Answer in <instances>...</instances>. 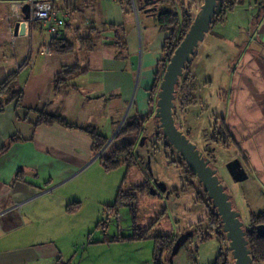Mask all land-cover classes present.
<instances>
[{"label":"crops","instance_id":"obj_1","mask_svg":"<svg viewBox=\"0 0 264 264\" xmlns=\"http://www.w3.org/2000/svg\"><path fill=\"white\" fill-rule=\"evenodd\" d=\"M24 1L0 0V83L15 73L22 92L19 105L0 109V148L18 138L0 153V264H124L131 255L126 242L101 238L96 228L119 187L92 155L83 129L109 141L130 117L152 112V123L150 102L155 107L157 94L150 91L165 55L166 34L152 12L130 11L124 2L53 0L67 14L62 37L74 48L64 55L41 53L51 37L39 24L13 34L10 13ZM250 8L247 30L226 35L224 23L205 34L189 71L193 94H202V106L212 98L218 112L212 116L226 126V149L234 152L229 161L238 159L246 172L240 197H253L259 212L264 211V0ZM109 25L123 28L124 51L107 46L113 42L112 32L104 29ZM92 30L98 32L94 48L83 53L77 40ZM62 66L80 70L54 93L52 82ZM42 111L75 127L35 125ZM89 172L102 180L103 194L82 184L69 186ZM248 180L254 188L246 186ZM75 203V210L67 212V205ZM258 229L264 233V227Z\"/></svg>","mask_w":264,"mask_h":264},{"label":"rangeland","instance_id":"obj_2","mask_svg":"<svg viewBox=\"0 0 264 264\" xmlns=\"http://www.w3.org/2000/svg\"><path fill=\"white\" fill-rule=\"evenodd\" d=\"M255 1L234 0L236 6L233 10L236 11L229 12L226 16L224 28L226 35H235L244 29L247 30L245 26L246 16L252 12L250 5L252 6ZM132 2L134 3L133 0H124L128 10H138L144 14L150 13L148 8L151 6L140 10L139 5H135V3L132 7ZM147 2L150 3V0ZM179 3L185 5L193 21L203 0H178L176 5H180ZM156 8V11H159L169 7L156 6ZM139 18L142 20V15H139ZM201 47L203 45L199 44L196 50L198 51ZM215 81L217 80L215 79ZM187 88L188 85L186 91ZM178 90L173 109L176 127L205 158L210 160V165L216 169L218 179L229 196L233 209L239 213L243 229H249V216L252 213L256 214L257 210L254 208V200H250L253 197L243 198L245 195L240 197L239 183H234L231 180L225 168L234 152L231 147L226 149V146L221 142L219 124L214 123L216 119L212 116H217L216 113H218L213 108L214 100L212 98L207 99L203 107L200 104L202 94H193V91L192 94L195 96L196 103L183 108L181 103L185 93L181 88ZM158 124L156 119H153L152 123L147 122L144 131L137 136L133 147L137 163L135 167L130 169L125 182L122 184L124 194H128L134 187L144 184L148 186V189L155 188V183H162L166 188L164 193L157 190L156 195L137 196L136 225L144 229L151 227L152 235L170 234L173 236V241L182 235H187L179 245L171 263L168 262L169 251L163 255L162 264H213L220 251L226 253L233 263L222 228L217 234L214 233L212 229L215 228L207 220L208 210L206 206L209 205V202L205 199L202 186L198 183L197 178L192 175L186 163L169 146ZM141 137H144L143 145H140ZM89 173V175L70 181L69 186L82 184V187H86L87 190L97 188L100 189L98 193L103 194L105 187L101 182L102 180L97 178L95 174H91L92 172ZM109 174L113 178L114 187H119L125 176V168L120 165ZM246 186L254 188L253 183L249 180L246 181ZM104 212L106 213V211ZM101 221L105 224L104 230H100L101 238L113 239L119 236L129 237L132 235L133 215L129 206L119 207L115 215H103ZM220 233L223 235H219ZM97 236L98 232L96 231L92 237ZM205 236L211 238L202 241L201 239ZM219 236L220 238H218ZM125 246L131 255L130 260L124 264H153V242L151 240L128 241Z\"/></svg>","mask_w":264,"mask_h":264},{"label":"trees","instance_id":"obj_3","mask_svg":"<svg viewBox=\"0 0 264 264\" xmlns=\"http://www.w3.org/2000/svg\"><path fill=\"white\" fill-rule=\"evenodd\" d=\"M53 1V0H52ZM73 1V0H68ZM135 5H139V9L143 10L144 8L150 6L147 1L148 0H133ZM178 0H156V6H168L169 8H165L163 10H159L156 12H152L155 16L156 23L159 29L165 32L166 36L163 43V51L164 58L158 63L156 68V72L154 75V82L152 89L150 91L151 96H155L158 91L159 82L162 78L165 66L168 62V57L172 55L175 48L179 45L185 34L187 33L192 19L190 17L189 11L185 8L183 3H179L180 5H176ZM119 4H123L124 0L116 1ZM236 3L234 0H220L217 5L216 13L213 17L212 23L209 27L208 32L213 30L215 26L224 24L226 21V16L229 12H232ZM34 25V24H32ZM65 27V26H64ZM64 29V28H63ZM104 29H107L113 34V42L107 45L110 48L116 49L118 51L125 50V39L123 34V28L121 26H104ZM95 30H92L88 33L87 36L81 37L77 40V46L82 50L83 53H87L94 48V36L97 34ZM95 34V35H94ZM47 51L56 54V55H64L68 54L74 48V44L70 43L65 39V37L61 38H50V41L47 45ZM195 56V53L191 57V59ZM191 62V60H190ZM190 62L187 63L183 69V74L178 80V84L175 87V99L177 98L178 89H183L185 95L183 102L181 103L182 107H188L194 104L193 97V88L192 77L190 74ZM78 67H67L62 66L60 72L56 75L52 82V90L54 93L59 92L62 88H64L68 84V80L70 76L73 75L76 71H79ZM16 74H9L4 81L0 83V109L4 107V105L9 104L11 102H15V105H19L22 99V92L16 87L15 84ZM182 83V85H181ZM191 83V84H190ZM190 84V85H189ZM181 85V86H180ZM188 85L187 91L186 86ZM183 87V88H182ZM152 98H150L151 100ZM174 99V100H175ZM151 108L152 111L155 109L154 104L151 100ZM152 116V112H150L146 116H134L128 118L123 126L118 131L114 140L125 137L135 135L139 136L145 129V124L148 122L149 118ZM215 124H219V133L221 135V142L226 146L229 135L227 133L226 126L222 122V120H216ZM59 125L65 128H74L75 126L68 125L66 121L59 116L58 114H49L45 111L38 113V118L35 125ZM90 137L92 141L91 152L95 157L101 150L106 146L108 139L99 135L94 129L86 128L83 129ZM18 140L16 137H11L8 139L6 144L0 148V153L5 152L8 147L14 142ZM113 140V141H114ZM134 144H130L126 141H121L119 144L109 147L105 149L101 155L97 158V161L101 165L102 169L105 172H111L117 169L120 165H123L125 168V176L119 186L115 199L111 205L105 207L106 214L109 216L115 215L116 211L121 206H129L131 208V213L133 215V229L132 235L129 237H116L112 241L116 242H131V241H142V240H151L153 242V254L152 261L153 264H162V257L165 253L169 252L174 243L173 236L170 234H151V227L149 228H141L136 225V217H135V209L137 204V196H143L145 194H151V188L148 189L147 185L134 187L128 194L123 193L122 184L125 182L127 175L131 168L136 166L137 157L133 151ZM21 175V171H19L15 175V179H18ZM153 195H156L153 194ZM205 199L209 202L207 208V220L209 224L214 227L212 229L214 233H218L221 230L220 219L216 215L215 209L212 208L210 200L207 198V195L204 194ZM75 204H69L66 207V211L71 213L75 210ZM108 212V213H107ZM259 227H264V211H259L256 214H251L249 216V229H244L246 233L247 247L250 251V256L252 258L253 264H264V233L259 232ZM96 228H100L102 231L105 228V224L103 221L96 225ZM219 235H223L220 233ZM211 238V237H210ZM209 237H203L201 240H208ZM220 238V236L218 237ZM218 240V239H217ZM58 264H69V263H61L58 261ZM213 264H232L226 253L220 251L217 255Z\"/></svg>","mask_w":264,"mask_h":264},{"label":"water","instance_id":"obj_4","mask_svg":"<svg viewBox=\"0 0 264 264\" xmlns=\"http://www.w3.org/2000/svg\"><path fill=\"white\" fill-rule=\"evenodd\" d=\"M155 1L152 0L150 3H146L151 6L148 11L156 12ZM219 2L220 0H203L187 33L168 59L159 82L153 117L158 121V127L169 146L176 151L186 163L192 175L197 178L198 183L210 200L212 208L215 209L216 215L220 219L222 233L228 242V251L233 260L232 264H253L239 213L233 209L229 196L218 179L216 169L211 167L210 160L205 158L196 146L190 143L176 127L173 117L175 87L183 74L185 65L190 62L198 44L203 41L205 34L208 33ZM28 10L29 6L25 4L22 8L24 19L28 17ZM18 30L19 24L15 23L13 34L16 35ZM22 33V28H20L19 34L22 35ZM136 140L135 135L121 137L114 140L110 147L119 144L121 141L134 144ZM143 143L144 137H141L140 145H143ZM225 168L234 183H241L247 179L246 172L238 159L228 161ZM155 185L156 189L151 188V194L157 193V190L161 193L166 192L164 184L155 183ZM186 237L187 235H182L174 241L168 256V262L171 263L179 245Z\"/></svg>","mask_w":264,"mask_h":264},{"label":"built area","instance_id":"obj_5","mask_svg":"<svg viewBox=\"0 0 264 264\" xmlns=\"http://www.w3.org/2000/svg\"><path fill=\"white\" fill-rule=\"evenodd\" d=\"M118 1V0H112ZM27 4L29 6L28 17L26 19L23 18L22 12L19 10L23 8V6ZM132 7L134 3H131ZM19 9V10H18ZM67 14L65 12H60L54 2L52 0H26L22 4H18L17 9H13L10 13V19L12 23L19 24V30L22 28V32L28 26L38 23L41 27L44 28L46 33L51 38H61L63 34V28L65 24V18ZM19 30L17 34H19ZM16 34V35H17ZM47 52V48H43L41 53ZM26 62H32L31 59L26 60ZM118 133V132H117ZM117 133L107 142L106 146L98 153L95 158L97 159L101 153L109 147V145L113 142Z\"/></svg>","mask_w":264,"mask_h":264},{"label":"flooded vegetation","instance_id":"obj_6","mask_svg":"<svg viewBox=\"0 0 264 264\" xmlns=\"http://www.w3.org/2000/svg\"><path fill=\"white\" fill-rule=\"evenodd\" d=\"M150 1H152V0H150Z\"/></svg>","mask_w":264,"mask_h":264}]
</instances>
